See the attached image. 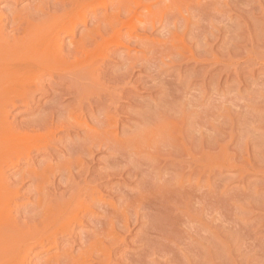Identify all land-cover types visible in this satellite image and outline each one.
I'll use <instances>...</instances> for the list:
<instances>
[{
	"label": "bare ground",
	"instance_id": "1",
	"mask_svg": "<svg viewBox=\"0 0 264 264\" xmlns=\"http://www.w3.org/2000/svg\"><path fill=\"white\" fill-rule=\"evenodd\" d=\"M37 1L38 2L40 1L39 2L40 4L37 5L36 4ZM46 1L47 0H45V2ZM120 1L115 2V0H68V1L67 0H54L53 2L50 3V0H48L47 3L49 2V4H47V3H44V0H34L33 2H36L34 4H36L37 6L32 5L33 4L32 2L31 4L32 12L30 10L31 13L27 11L28 12L27 14L25 12L24 13L25 15H22V12H18L19 10H16L14 8L9 11V9H11L10 7L7 10L9 11V13L7 11L5 12L6 14L8 13L7 15H3L4 12L2 14L0 13V103H2L3 100H5L4 103L0 104V264H118V261L120 260V258L114 259L113 257L112 259L113 253L117 251L119 248H121L122 246H124L123 244L125 242V239H127L126 235L131 234L129 233V231L132 229V228L130 229V226L132 224L134 225V224L139 223V221H142V220H139V217L142 213L146 214V212L149 211L148 210L149 206L152 204L150 201H153L154 203V200L153 199L151 200L150 196H153L151 192L156 193L155 191L156 189L154 190L153 188L154 191H151L152 190L151 188L150 190V189H146L145 188L146 186L145 187L140 186L141 184L142 185L144 184V180L147 176H145V178L143 177L144 175L140 176L141 170L137 171L134 168L132 169L131 166L129 165V164H132L133 158H139L142 151L145 152V153L143 152L144 157H145L147 155L145 150L148 148L151 150V146L148 143L150 142L149 138L151 139V134L154 133L151 131H153L154 129L151 130L149 128V130H146V132L149 131L150 134H145V132L144 134L139 132L140 133L139 136L133 135V133L131 134L128 127L126 129L125 126L124 127L121 126V123H120L121 118L119 117L120 116L119 114H122L124 111L122 110L120 103L123 102L124 100L130 101L131 98L134 97L136 93L135 91L140 86H143L145 82H147V81L144 82L143 78L139 77L140 75L138 76L136 75L137 68L145 69V67H149L151 69L152 66H153L152 68H154V66H156L157 64L156 63L155 65H151V64H154V62H160L161 65L163 63L166 64L165 62L167 61L165 60H170V57H173L174 59L172 58V60H170V62L168 61L167 64L171 65L170 67H172V65L179 66L180 69L178 68V70H181L182 69L181 66H184L186 63L188 64L190 61L192 62L198 61L195 59L196 54L193 51L194 43L192 44V40H191L192 38L190 40H187V36L189 34L191 35L192 34L191 32L195 29L194 27H196V24L191 23L192 16L202 15L204 13L203 6L206 3H203L202 1V4H204L202 6L203 9H200L201 6L200 8L198 7L199 9L196 8V6H195L196 9H192L191 7L186 8V7H189V5H192L188 3L189 5L187 6L186 5L187 0H154V1L149 0L152 4L154 2L155 5H158V7L159 6L161 7L159 8L160 14L159 12L157 13L155 12L154 14V11L152 9H155L157 6L154 7V5H152L154 7L153 8L152 6L149 5L150 7H147V8L145 7L139 8L135 6L137 5V3L134 2L135 5H132V2L130 0L131 3L125 1L127 3L126 5L131 4V6L133 7L131 6L127 7L125 3H121ZM140 1L144 2L145 0L143 1L140 0ZM146 1L149 3L148 0ZM146 1L144 3L148 4L146 3ZM185 1H186V3L184 4L185 7L180 6L181 3H184ZM200 1L201 0H198L196 3V1L194 0L196 5ZM12 2L13 4L14 3L16 4L18 3V0H13ZM136 2H138V0ZM141 2H139V4H142ZM97 5H100V6L97 7ZM256 5L257 4H255V6ZM33 6L34 7L36 6V7L34 8ZM206 7L207 6H205V8ZM26 9L27 7H25V10ZM207 9H209V7ZM17 13L18 15L21 14L22 16L21 15L18 16ZM156 14H159V17L158 15L156 16ZM148 17L150 19L151 18L154 19V21H150V22L148 21L149 22L148 23L145 20V22H141V20H144L143 18L148 19ZM157 17L159 18L158 20H157ZM204 17H206V15L203 16V18ZM3 18L6 21L4 25L2 24V21H4ZM155 19L157 20L156 23H155ZM201 19L198 20V22L201 21ZM134 20H138L140 23L137 24V22L135 21L136 22L135 23ZM6 26H8V29H9L7 34L4 33V30L6 31L7 29ZM156 27H158V32H156L157 30L155 31ZM207 30L208 28L206 29V31ZM154 32L156 33L155 35H153L154 37L159 35L157 36V40H156L157 44L147 43L148 42L147 37L143 38L142 36H148V35L150 36ZM199 34H196V35H199ZM195 38L193 39L195 40ZM217 38L219 41L220 34H217ZM208 39H211V38H208ZM196 40H199V39H196ZM213 40L215 41L216 39H213ZM151 41H154V40H151ZM220 42L223 43V41H220ZM144 43L147 44V47L149 44V49L152 46L153 48L151 50L145 48V46H143ZM208 46L210 47V45ZM121 49L123 50L121 51ZM195 49H198V48L196 47ZM197 52H199V50H197L196 53ZM201 54H204V53H201ZM215 55H217V53ZM199 56L200 55H198V57ZM166 57L167 59H165ZM199 58L202 59L201 56ZM116 59L118 60V61H115L117 63L112 64L111 61L116 60ZM162 59H164V61H162ZM51 61H52V65L54 64L55 61H58L64 65V72H63L61 68L62 65L60 66V64H54L56 67L57 65L60 66L57 68H61V71L63 72V73L61 72L62 74L61 76L55 78L54 75L51 76V74H49V76L44 77L43 70L46 69L44 67L47 63L49 62L51 63ZM167 64H166V67H167ZM157 66L159 67V68L157 67V69H160L161 66L158 64ZM163 68L165 67H162V69ZM150 69L148 70L151 72ZM170 69L172 68H169V70ZM143 72H145V70ZM156 72L157 70L154 73ZM167 72L169 71L167 70ZM173 73L174 72L172 71L171 74ZM152 74L147 75L146 78L149 77L150 79H153L154 78L153 76H155V74L153 75ZM156 75L158 76L157 79H159L158 73H156ZM141 76H144V75H141ZM160 78H162V76ZM166 78L168 77L166 76ZM145 80H149V79H145ZM52 81L55 82V84L52 85ZM46 82H50V85L52 88L49 87L50 89L49 88L44 89L43 85ZM152 82L151 84L154 83ZM187 82L189 81L187 80ZM155 83H158V82H155ZM156 85H155V88L157 87ZM160 85L162 86V84ZM18 86H19V89H24L23 92L27 91L29 93L26 97L28 99L27 102L23 101L24 103L20 104L16 102V100H14L13 98H10V97L15 96V95L13 96L12 94H13V91L16 90L15 88H17ZM246 88L248 89V87ZM147 90L149 89L147 88ZM27 92L25 94H27ZM15 93H17V95L22 94V92L18 94L17 91L14 92V94ZM36 94H39L41 96L40 99L42 97L44 98V97L50 96L49 98L50 101L48 102L43 101V105L41 106V108H38L39 95L37 96ZM35 95L38 98L35 99ZM24 97H21V98H24ZM252 99L253 98H251V100ZM262 103L260 105H262ZM19 106L23 107L19 110L20 111L19 115H27L31 117L23 119V120L18 118L17 120V114H13L12 116L11 112L13 111L14 113L15 110L18 111V109L20 108ZM142 111L140 110L138 112L136 111L137 117H135L137 119V123H139L140 125L144 124V122L147 121L145 119L146 116L141 114ZM146 114L148 115V113ZM221 114L223 113L221 112ZM20 117L22 118L23 116H20ZM155 117H157V115H155ZM160 117L161 116H159L160 122L157 125H159L161 121L163 120V118L161 120ZM173 117H176V116H173ZM222 118L223 117L221 116V119ZM166 119H167V116H166ZM169 119H170V116L166 120L167 123L169 122ZM176 119L178 120V118ZM226 120L227 118L225 119V122ZM149 122H150V119H149ZM241 123H244V122H241ZM139 124H137L138 128H139L138 126ZM146 124H144V126ZM145 127L147 128L148 125ZM145 127L144 129H146ZM169 127H170L169 125L166 126L165 127L166 130L168 132L170 131L171 133L175 131L174 133H177V137L172 135L174 133L170 134L167 132L168 133V134L166 133L167 136L170 135L168 137L166 136V139H168L166 140L168 141V148L167 146L161 148L162 146L160 147V145L162 143H160V145L158 144L160 147V150L167 148L164 152L165 154L163 153V151H162L163 154H161L160 153L161 151L158 149L157 155L154 154L155 155V163L153 162L154 166L151 167L149 165L152 169L147 167L148 169H151V171L147 172L149 179L150 180L154 179L155 183L159 182L157 189L158 188L160 190L163 189V184H165V182L163 183V180L168 179V178H164V176L168 177L167 174L171 171L173 173L174 172L173 170L175 169L176 165L178 167L181 166L180 167L181 171L178 170V173L180 172V174L178 178L176 176L175 179L174 177L173 179L170 177V179L174 181L177 179V181H179L180 180L179 178H181L182 180L183 178L184 180L186 178L187 182L188 180L191 179L192 175L196 176L197 174L199 176H196V177L197 178L199 177L200 180L202 181V177H205L204 174H206L205 172L207 170V167H209L210 164H213L215 166L217 165L218 167H221V168L225 166H235L240 170L241 174L247 173L250 170L254 171V173L256 172V170L261 171L259 169L253 168L255 165L254 162H256L254 160L256 159H258L256 163L258 165H256L255 168H257V166L259 167V165L260 167L264 166V164L263 166L261 165L262 161L260 164L261 159L259 157L257 158V156L263 155L262 153H264V151L260 153L261 150L260 152L257 150L260 153L259 155H257L255 154L257 153V151L255 150L254 152L253 146L251 147L252 148L251 150L253 153L250 150H249V153L251 152V155L255 154L253 156L256 158V159L253 158L254 165L252 166L251 164L252 157L250 160V158L248 157L249 154L247 153V151L245 152L242 151L244 149V146L243 148H241V150L238 149L239 151L235 150V148L236 147L238 148V146L242 147L239 139H237L236 137L235 138L237 140V144L240 143V145L238 144L237 146V144L234 141L236 145H233L232 147L234 148L236 146L234 148L236 153L235 151H233L234 154L228 153L229 151H231V150H228L229 148L228 146L230 144L229 145L227 144L225 145L224 143L220 144L222 143L220 142L222 140L223 142H225L224 140L225 137H223V134L221 133L219 134L220 136L222 135L223 138L218 137L219 136L218 133H217L218 136L216 134V131L220 129V127L216 129L215 131L211 129V132L213 130L214 131L213 134L215 133L217 138L222 139V140L217 139L218 143L215 142L217 143L216 145L214 143L215 147L212 146L213 149L210 148L211 151L207 147L208 146L207 143L205 144L206 147L204 145L202 146V144L204 143L200 145L201 141L200 143H197L200 145V146L198 145L199 146L198 149L196 148L198 151H193L191 149L193 146H192V143H190V137L188 136L189 134L187 135L189 137L188 139L189 141H188L187 140L188 137L183 135L184 131H182V129H180L179 127L177 128L176 127L169 128ZM227 128L225 127V129ZM134 129H135V126H134ZM227 131L225 130L226 133ZM165 132L166 131L162 133H165ZM229 132L230 131H228V133ZM71 133H76V134H71ZM166 134H164V136ZM225 134L224 136H227V134L226 135ZM229 135H230V140H233L234 136L232 135V132H230ZM157 137H154V140ZM163 137L161 136V139H163ZM228 138L226 137V139L228 140V143H230L231 141L229 142ZM241 139H242V136H241ZM38 142H40V146L35 148V150L34 149L29 150L28 148L29 144L30 145L34 143L37 144ZM155 142L157 141H154V143ZM211 142L213 144V141ZM147 144L149 145V147H147ZM162 145H165V144L163 143ZM32 146L33 145H31V148ZM143 146L144 147L146 146L147 148L146 147L144 148ZM157 147H156V150H157ZM152 148L155 149V147H152ZM149 149H148V152H149ZM262 150H264V148ZM59 152H61L62 154L61 155L58 154ZM143 153L141 155H143ZM153 153H156V151ZM100 154H102V156ZM150 154L149 156L151 158ZM98 155H100L101 157H97ZM153 160L154 159L152 157L151 161ZM235 160L236 161L238 160L239 164L238 162L237 163L235 162L236 163L235 165L234 163ZM146 163H145V166H146ZM148 164H151V163H148ZM177 166L175 170H177ZM172 173L171 175L174 176L175 173L173 174ZM178 173L176 172V174ZM195 176L192 177V179L195 178ZM118 178L119 180L126 183L127 185H132V190H130L129 192H124L123 190L122 192L121 191L122 189H125V191H127L126 189H128V188H125L126 184H122V183L120 186L115 185L116 187L113 188L110 185V183L113 184L112 181ZM174 181H171L172 182L171 185L174 184ZM248 181L251 182V180H248ZM189 183L187 184L188 187L190 185ZM201 184H203V181L201 182ZM260 184H261V181H260ZM154 185L156 184H153V186ZM166 185L168 187L169 184L167 183ZM187 185L185 184L186 188H188ZM211 185H214V184H211ZM150 186H151V183H150ZM174 186H177V185H174ZM180 187L184 188L183 185ZM177 188L178 187H176V189ZM165 189L166 191L171 190L172 187H170V189H167L165 187ZM166 191L164 193H166ZM172 191L174 192L175 190L173 189ZM181 191H183V189ZM106 193H108L107 195L111 194V195H114V197L116 196L115 202L114 201L108 202V200L104 198V196H106ZM160 193H157V197L159 195L161 197L162 193L161 194ZM169 193L171 192L169 191ZM175 193H174V196H177ZM185 193H182V195ZM194 193L196 194L197 192L195 191ZM178 194L179 196H181L180 195L181 193H178ZM166 195L168 196V194ZM22 196H25L26 201L24 202L19 201V198ZM170 196H171L169 197L170 199L174 197L172 194ZM196 197H197V194H196ZM252 197H254V195ZM169 198H168V201H169ZM157 199H159V197ZM176 199L180 200V198H176ZM197 200H198V197H197ZM161 201L164 202L162 199ZM171 202L172 200L169 203ZM195 202H196V199H195ZM169 203L167 207L169 206ZM154 204L152 205L154 206ZM163 205H165V203ZM173 205L175 204L173 203ZM175 206H172L173 209ZM196 207H199V206H196ZM151 208L152 207H150V211H151ZM177 208L174 211H177L178 210ZM156 209H153V210L155 211ZM173 209L171 208V211H173ZM204 209H206V207ZM163 210L171 212L169 210H166V206L165 208L163 206ZM187 211L189 212V208ZM203 211L202 209H199L200 213ZM178 214L180 215V212H178ZM145 217H147V215ZM166 217L168 216L166 215ZM202 217L203 216H201L200 218ZM141 218L143 219V217ZM164 218L165 217H163V219ZM187 218H189L188 220L192 219L188 216ZM204 219L206 220V218ZM200 220L194 226L196 228L198 224V228H202L203 230V226L199 227ZM167 221H168V218H167ZM176 221L178 222V219ZM205 222L206 221H204L203 223ZM151 225H156V224L152 223ZM185 225L186 224L184 223L183 227H185ZM137 226L140 227V225H137ZM172 227H176V226H172ZM141 229H142V226L140 227V230ZM149 230H150V227H149ZM154 230L155 228L153 229V231ZM176 230L178 231V229ZM145 232H147V230ZM136 234L134 235L137 236ZM149 234L151 235L150 232ZM179 235H178V238L182 236L180 235L179 237ZM200 236H203V234H201ZM148 237L150 239L152 238V235ZM141 238H143V236ZM213 240H214V237H213ZM203 242L205 243L204 239H203ZM126 243H128V241ZM140 244L138 243L139 246ZM145 244L146 243H144V245ZM205 244H207V242ZM163 248L165 249V247ZM215 250H217V248ZM122 252H125V251H122ZM138 253L140 254L139 251ZM147 255H149V253ZM31 256H34V258L36 257L39 258L40 261L33 262V260L35 259L33 257L31 259ZM114 256L116 257V252ZM117 256L120 257V255L118 254ZM202 256L203 255H201V257ZM135 257H137V255ZM167 258H169V256ZM194 258L196 257L194 256ZM139 259H140V255H139ZM127 261L129 262L128 259ZM130 262L132 263V261Z\"/></svg>",
	"mask_w": 264,
	"mask_h": 264
},
{
	"label": "rangeland",
	"instance_id": "2",
	"mask_svg": "<svg viewBox=\"0 0 264 264\" xmlns=\"http://www.w3.org/2000/svg\"><path fill=\"white\" fill-rule=\"evenodd\" d=\"M12 1L13 0H0V13L1 14L4 12L3 15H7L9 13V11L14 8L16 10H19L18 12H22V15H25L24 13L26 12V14H27L28 13L27 11L30 12V10H31V12H32V5L40 4L39 3L40 1L39 2L37 1V3H36V2H33L34 0H18V3H16V4L15 3L13 4ZM47 1L45 2V0H44V3H47ZM53 1L54 0H50V3L53 2ZM118 1H120V0H115V2H118ZM125 1L126 2H130V0H124V1L121 0L120 2L121 3H125V5H126L127 3ZM136 1L135 0H131L132 5H135L134 4V2H135V3H137V5H135V6H137L139 8H143V7L147 8V7H150L152 5H154V7H156V6L158 7V5H155L154 2H153V4L150 2L152 0H150V1L148 0L150 4L146 0L145 1L148 4H145L144 3L145 1L144 2H141L140 0H138V2H136ZM190 1H192V2H190ZM195 1L197 3L198 0H195ZM202 1H203V3H206V4L205 5L202 4ZM24 2H26V3H24ZM32 2H33V4H32ZM139 2H141L142 4L144 3L145 5L144 4L143 5L139 4ZM242 2H243V4H242ZM34 3H36V4H34ZM185 3H186V1L184 3H181L180 6L185 7V5H184ZM188 3L192 4V5H189ZM193 3H194V5H193ZM196 3L194 2V0H187L186 5L187 6L189 5V7H186V8H190L191 7L192 9H196L198 7L200 8V6H201L200 9H203V7H204L203 11L206 14L203 13L200 16L194 15L195 18H194V16H192L191 23L196 24V27H194L195 29L193 28L194 30L191 32L193 35L191 34L192 35L191 36L189 34L187 36V40H190L192 38L191 39L192 40V44L194 43V45H193V49L194 50L193 51L196 54V58L195 59L198 60L199 63H198V61H193V62L190 61L188 64L184 63L185 65L183 64L184 66H181L182 69L178 70V68L180 69L179 66H173L172 65V67H170L171 65L167 64L168 61L170 62V60H172V58H173V57H170V60H165V61H167V62H165L167 64V67H166V64L163 63L164 65L163 64L161 65L160 62H154V64H151V65H155L157 63L158 65L161 66L160 67L161 70L157 69V67H158L157 64H156V66H154V68H152L153 66L152 67L150 66L151 69L149 67H145V69L144 68H137V71H136L137 73L135 72L136 75L137 76L140 75L139 77L143 78L144 82L147 81L143 85L145 87L140 86L139 87L140 90L138 88L135 91L136 93H135L134 97L131 98L130 101L124 100L123 102L120 103L121 107H122V110L125 112V113L121 112L122 114H119L120 115L119 117L121 118L120 119L121 120L120 121L121 126H123V127L125 126L126 129L128 127L129 131L131 132V134L133 133V135H138L139 136L140 133L144 134V132H145V134H150L149 131H147L148 133L146 132V130H149V128L151 130L152 129L155 130V131L154 130L153 131L150 130L151 132H154V133L151 134V139L149 138L150 142L148 143L151 146V150L149 148H148L149 152H148V149L145 150L146 154H147L145 156L146 158L144 157V153L145 152L142 151L141 154L143 152L144 153H143V155L140 154V156H139L140 160H139V158H133L132 159V164H129V165L131 166L132 169L134 168L137 171L141 170L140 171L141 172L140 176L144 175L143 176L144 178H145V176L148 177L147 172L151 171V169H152L151 167L154 166L153 162L155 163V155H157L158 149L160 150L161 146H162L161 148L166 147V146L168 148V141H166L168 139H166V136H167L168 133L172 134V133L175 132L174 131V132L171 133L170 131L168 132L166 130L165 127L169 125L171 128L179 127L180 129H182V131H184V133H185V134L183 133V135H185V136H187L189 134L188 136L190 137V143H192V146L195 147V148H193L191 146L192 147L191 149L193 151H198L197 149L202 143H204V144H202V146L203 145L205 146V144L207 143V145H208L207 147L211 151L210 148H212V146H214V143L217 142V139H221L223 137H225L224 138L225 142H223V140L221 139L222 141H220V142H222V143H220V144H223V143L225 145L226 144L227 145L230 144L228 146L230 148L233 145L237 144V140H236V138H237V139H239L242 147L241 146L239 147L238 144L240 145V143H238L237 144L238 148L236 146H235L236 148L234 147L235 150L239 151L244 146V149L242 151L243 152L247 151V153L249 154L248 157L250 158V160H251V157H252V162L251 161L250 162H251L252 166L255 164L253 168L254 169H259L261 171L256 170V172L254 173V171L250 170L247 173L241 174L240 170L237 167H235V166H225V167L221 168V167H218L217 165L215 166L213 164H210L209 167H207V170L205 172L206 174H204L205 177H202L203 184H201L202 181L200 180V178L196 177V176H199L198 174L196 176L192 175V177L195 176V178L192 179V177H191V179H190L191 181L188 180V182L186 181V178H185V180H184V178H183V180L181 178H179L180 179L179 181H177V179L175 181L172 180L173 177H174V179L176 178V176L178 178V176L180 174V172L178 173V170L181 171V168H180L181 166L178 167L176 165L177 166V170H175L176 166H175V169L173 170L174 171L173 173H175L174 176L171 175V173H172V171H171V172H169L167 174L168 177L164 176V178H168L167 180L166 179L165 180L162 179L163 183L165 182V184H163V189L162 190H160L159 188L157 189V187L159 185L158 184L159 182L155 183L154 179L150 180L149 177L148 178L146 177L145 180H147V181L144 180V184L143 185L141 184L140 186H142V187L146 186L145 187L146 189H150L151 188L152 189V190L150 189L151 191H154L156 189L155 190L156 193L151 192L153 196H150L151 200L153 199L155 204L153 203V201H150L152 204H154V206L151 204L149 206V209H148L149 211H147L146 214L142 213L140 215L139 220H142V221L138 220L139 223L134 224V225L132 224L130 226V229L131 228L132 229L129 231V233H131V234H129V235L127 234L126 235L127 239H125V242L123 244L124 246H122L117 251H115L116 252V257L114 256L115 252L113 253L112 259L114 257V259L120 258V260H121V261L120 260L118 261V264H119V262H120V264H122V262H123V264H125V262H126V264H128V263L129 264H145V263L148 264V262H149V264H159V263L160 264H179V263L180 264H193V263L195 264L196 262H197L196 264H217V263L218 264L219 263L220 264H264V182H263L264 181V172H263L264 171V166H263V164H264L263 163L264 162V159H263L264 153H262V151H264V150H262L264 148L263 147V145H264V98H263L264 97V91H263L264 90V88H263L264 87V8H263L264 7V0H257V1L256 0H201L198 3L199 5L198 4L196 5ZM47 4H49V2ZM255 4H257V5L255 6ZM27 5H29V6H27ZM98 6H100V5H97V7ZM126 6L130 7L131 4L130 5L128 4ZM195 6H196V8H195ZM205 6H207V7L205 8ZM9 7L11 9H9ZM25 7H27L26 10H25ZM30 7H31V9H30ZM131 7H133V6H131ZM157 7L155 9H152L154 11V14H155V12L156 13L159 12V14H160V9L159 8H161V7L159 6L158 9H157ZM208 7H209V9H207ZM8 9H9V11H7ZM156 9H157V11H156ZM6 11L8 12L7 14L5 13ZM209 13H211V14H209ZM159 14H156V16L158 15V17H159ZM208 14H209V16H208ZM17 15H18V13H17ZM20 15H18V16H20ZM205 15H206V17L203 18V16H205ZM158 17H157V20L159 19ZM4 18H3L4 21H2L3 25L6 22ZM153 18H154V16H153ZM201 18H203V19H201ZM261 18H262V20H261ZM143 19L144 20H141V22H145V20L147 22L148 21L149 22L150 21H154V19L151 18L152 19L151 20L149 17H148V19H146V18H143ZM200 19H201V21H199L200 22L199 23L198 20H200ZM157 20L155 19V23L157 22ZM195 20H197V21H195ZM248 20H250L251 23ZM135 21L137 22V24L140 23L138 20H134V22ZM3 25H1V26H3ZM200 25L202 26V28H201ZM257 26H259V27H257ZM6 28L8 29V26H6ZM207 28H208V30L206 31ZM7 29H6V31L4 30V33H6V34L9 31V29L8 30ZM155 31L158 32V27H156ZM178 31H180V30H178ZM216 31L219 32V33H217ZM262 32H263V34H262ZM207 33H209V34H207ZM155 34L156 33L154 32L150 36L148 35V36H142V37L143 38L147 37V41H148L147 43H155V44H157L156 40H157V36H159V35L154 37L153 35H155ZM196 34H199V35H196ZM217 34H220L219 41H218V38H217ZM252 34H254V35H252ZM221 35H223V36H221ZM149 37L150 38L152 37V38L150 39ZM193 38H195V40ZM208 38H211V39H208ZM196 39H199V40H196ZM213 39H216V40L214 41ZM151 40H154V41H151ZM200 40L202 41V43H201ZM211 40H213V41H211ZM158 41H160V40H158ZM220 41H223L224 44L221 43ZM208 45H210V47ZM143 46H145V48L149 49V44H148V47H147V44H145V43H144ZM195 46L198 49H195L196 48ZM131 47H132V45H131ZM152 48H153V46L150 47L149 50H151ZM122 50L123 49H121V51ZM197 50H199V52L196 53ZM200 52L204 53V54H201ZM216 53H217V55H215ZM198 55H200L202 59H200L199 58L200 56L198 57ZM165 59H167V57ZM115 61H118V60L117 59L116 60H112L111 63L112 64L113 63L114 64L117 63ZM162 61H164V59H162ZM49 63H47L45 65V67H44V68H46V69H44L45 72L43 70L44 77L49 76V74H51V76L54 75L55 78L61 76L62 75L61 74V72H62L61 68H62V70L64 72V65L61 64L58 61H55L54 64H60V66L62 65L61 68H57V67H60V66L57 65V67H56L54 64L52 65V61H51L50 64ZM210 64L211 65L214 64V65L211 66ZM155 67H156V69H155ZM162 67H165V68L162 69ZM169 68H172L173 70L172 69L169 70ZM148 69H150L151 72ZM153 69L155 71L157 70L156 73H158L159 79H157L158 76L156 75V73H154L155 71ZM144 70H145V72H143ZM164 70H166V71H164ZM167 70L170 73L167 72ZM171 70L174 72L173 74H171L172 73ZM219 70H221V71H219ZM146 71H147V73H146ZM152 73L155 74V76H153L155 78V79L153 78L154 81H153V79H150L149 77L146 78L147 75L152 74ZM161 73L163 75H165V76H163ZM141 75H144V76H141ZM194 75H195V77H194ZM196 75H198V76H196ZM161 76H162V78H160ZM166 76L168 78H166ZM173 76H175L176 78L173 77ZM145 79H149V80H145ZM160 80H162V81H160ZM187 80L189 82H187ZM164 81H165V83H164ZM151 82L153 84H151ZM155 82H158V83H155ZM53 84H55V82L52 81V85ZM150 84H151L152 88H151ZM160 84H162V86ZM155 85L157 86L156 88H155ZM146 86H147V88L149 90H147ZM49 87L52 88L51 85H50V82L44 83V85H43L44 89H48ZM246 87H248V89ZM15 89L16 90L13 91L12 95L13 96L15 95L16 97L14 96V97H10V98H13L14 100H16V102H18L20 104L24 103V102H27L28 99L26 97H27V95L29 93L26 91L27 94H25L26 92H23L24 89H19V86L17 88H15ZM20 90H22V91H20ZM254 90H255V92H254ZM16 91L18 92V94L20 92H22V94H19V95H17V93L14 94V92H16ZM36 95L38 96L39 94H36ZM36 95H35V99L38 98ZM19 96H21V97L25 96V97L21 98ZM260 96H262V97H260ZM40 97L41 96L39 95L38 108H41V106L43 105V101L44 102L45 101L46 102L50 101V99H49L50 96L44 97V98L42 97L41 99H40ZM249 97H250V99H249ZM245 98H247V99H245ZM251 98H253V99L251 100ZM4 101L5 100H3L2 103H4ZM256 101L258 103L260 102L259 105H258V103ZM2 103H0V104H2ZM40 103H41V105H40ZM261 103H262V105H260ZM252 104H254V105H252ZM19 107L20 108L18 109V111L15 110L14 113H13V111L11 112L12 116H13V114H17V120H18V118L23 120V119L31 117V116H27V115H19V112H20L19 110L21 108H23L22 106H19ZM214 108H216V109H214ZM142 109H143V111H142ZM139 110L142 111L141 114L146 116V117L145 116L144 117H145V119L147 121H145L144 124L148 123V124L145 125V126L148 125L147 128L144 126V124L140 125L139 123H137V119L135 117H137L136 116V114H137L136 111L138 112ZM177 111H179V112H177ZM211 111H212L213 114L211 113ZM221 112L223 114H221ZM146 113H148V115ZM149 114H150V116H149ZM230 114H232V115H230ZM155 115H157V117H155ZM165 115L167 116V119L170 116V119H169L168 123L166 121L167 119H166ZM20 116H23V117L21 118ZM159 116H161L160 117L161 120L163 118V120L160 123L161 125L159 124L160 127H159V125H157L160 122ZM173 116H176V117H173ZM221 116L223 117L222 119H221ZM225 117L227 118L226 122H225V119H226ZM176 118H178V120ZM212 118H214V119H212ZM149 119H150V122H149ZM179 119H180V121H179ZM219 119L221 120V122H220ZM244 119H246V120H244ZM163 121H165L167 124L165 122H163ZM213 121H214V123H213ZM216 122H217L218 125L216 124ZM239 122H240V124L242 126L239 124ZM241 122H244V123H241ZM259 122H260V124H259ZM137 124H139L138 125L139 128L137 127ZM154 124H156V125H154ZM162 124L165 125V126H163ZM229 124L230 125L232 124L233 126L231 125V127H230ZM261 124H263V125H261ZM134 126H135V129H134ZM150 126L153 127V128H151ZM144 127L146 129H144ZM219 127H220V129H218ZM225 127L226 128L230 127L229 128L230 130L228 128L227 129H228V131L232 132V135L234 136L233 140H230V135H229L230 132L228 133V131H227V129H225ZM222 128H223V130H222ZM250 128H252V129H250ZM132 129H133V131H132ZM211 129H213L214 131L216 129H218L216 131V134L217 133L218 134L221 133V134H223V137H222V135L220 136V134H219V136H218V134H217L218 137H221V138H217L216 134L215 133L213 134L214 131L212 130V132H211ZM224 129L227 131L228 134L225 132ZM136 130H137V132H136ZM161 130H163V131H161ZM186 130H188V131H186ZM221 130H222V132H221ZM158 131L160 133H162L164 131H166V132L160 134ZM243 132H245V133H243ZM225 133L227 134V136H224ZM71 134H76V133H71ZM156 134H157L158 137L156 136ZM164 134H166V135L164 136ZM174 134H172V135L177 137V133H174ZM208 134H209V136H208ZM141 136H143V135H141ZM161 136L162 137L164 136L163 137L164 140L161 139ZM168 136H170V135H168ZM200 136H201V138H200ZM241 136H242V139H241ZM154 137H157L158 139L155 138V140H154ZM189 137L187 138V140L189 139ZM208 137H210V138H208ZM226 137L227 138L229 137L228 139H229V142L231 141L230 143H228V140L226 139ZM238 137H240V138H238ZM191 138H193V139H191ZM185 140H186V138H185ZM226 140H227V142H226ZM154 141H157L158 143L157 142L154 143ZM200 141H201V143H200ZM211 141H213V144H212ZM234 141H235L236 144L234 143ZM241 141H243V142H241ZM160 143H162V144L164 143L165 145H162V144L160 145ZM197 143H200V145L197 144ZM217 143H215V145ZM148 144H147V147H149ZM158 144L160 145V147H159ZM31 145H33L32 148H31ZM31 145L29 144V146H28L29 150H33V149L35 150V148L40 146V142H38L37 144L36 143L31 144ZM252 146H253L254 152H255V150L256 151L258 150L259 152L261 150L260 153H262L263 155L257 156V158L259 157L261 159L260 160V164H261V161H262L261 165L263 167H260V165H259V167L257 166V168H255V166L258 165V164H256L258 159H256L253 155H255V154L259 155L260 153L257 151V153L251 155V152H252V150H251L252 148L251 147ZM152 147H155V149L152 148ZM156 147H157V150H156ZM246 147H248L249 149L246 148ZM254 147H255V149H254ZM144 148H143V150H144ZM229 148H228V150H231V151H229L228 153L234 154V152H233V151H235L234 148L233 147L230 148V149ZM166 149L160 150L161 151L160 153L163 154ZM249 150L251 151L250 153H249ZM155 151H156V153H153ZM162 151H163V153H162ZM236 151H235V153H236ZM58 154L61 155L62 153L59 152ZM149 154L151 155V158H150ZM100 155L102 156V154H100ZM100 155H98L97 157H101ZM152 155H154V156H152ZM147 156H148L149 159L147 158ZM152 157L154 159L153 161H151ZM253 158L256 159V160H254ZM144 159H146V160H144ZM142 160H143V162H142ZM253 160L256 161V162H254V164H253ZM235 162L236 163L238 162V164H239L238 160L237 161L235 160L234 163ZM129 163H131V162H129ZM138 163H140V164H138ZM145 163H146V166H145ZM148 163H151V164H148ZM236 163H235V165H236ZM258 163H259V161H258ZM147 167L151 168V169H148ZM145 168L147 169V171H146ZM176 172L178 174H176ZM247 176H248V178H247ZM170 177L172 179H170ZM203 178H205V179H203ZM194 179L197 180V181H195ZM198 180L200 181V183H199ZM248 180H251V182L248 181ZM171 181H174V184H172L173 186L177 185V186H174L175 188L171 185V183H172ZM204 181H205V183H204ZM260 181H261V184H260ZM112 182H113V184L110 183V185L113 188H115L117 185L120 186L121 183L122 184H126V183L122 182L121 180H119V178L116 179V180H113ZM166 182L169 184L168 187L166 185L167 184ZM116 183H118V184H116ZM150 183H151V186H150ZM178 183L180 184V186L183 185L185 190H184V188H181ZM188 183L190 184L189 187L187 185ZM145 184H147V185H145ZM153 184H156V185L153 186ZM185 184L187 185V187L189 189L186 188ZM192 184H193V186H192ZM211 184H214V185H211ZM133 185H135V184H133ZM255 185H257V186H255ZM125 186H126L125 188H128V189H126L127 191H125V189H122L121 190L122 192H123V190H124V192H129L130 190H132V185H127L126 184ZM164 186L167 189H170V187H172V189L166 191ZM176 187H178L180 191L178 190V188L176 189ZM153 188H154V190H153ZM173 189L175 190L174 192L172 191ZM182 189H183V191H181ZM164 190L166 191V193H164L165 192ZM219 190H220V192H219ZM159 191L160 192L162 191L161 192L162 194ZM169 191L171 193H169ZM195 191L197 192L196 194H197L198 200H197L196 194L194 193ZM185 192L187 193V195H186ZM157 193L161 194V197H160V195L158 196L159 199H157L158 198L157 197ZM174 193L178 197L174 196ZM178 193H181L180 194L181 196H179ZM182 193H185V194H183L184 196L182 195ZM188 193H189V195H188ZM107 194L108 193H106V196H104V198H106L108 200V202H110V201L111 202L112 201L115 202V200H116L115 197L116 196L114 197V195H111V194L107 195ZM166 194H168V196ZM171 194L174 196V197L172 196L173 197L172 199L169 198V197H171L170 196ZM164 195H165V197H164ZM253 195H254V197H252ZM154 197H155V199H154ZM168 198H169V201H168ZM176 198H180V200L179 199L177 200ZM161 199L164 202H162ZM166 199H167L168 203L171 200L173 202L176 199L173 203L175 205L176 204L177 205L175 206L171 202V203H169V206L167 207L168 203H167ZM195 199H196V202H195ZM19 201L20 202L26 201L25 196L20 197ZM177 201H178V203H177ZM181 201H182V203H181ZM158 202H159V204L161 203L160 206H162V207L159 206ZM198 202H200V203H198ZM164 203H165V205H163ZM204 205H205L206 209H204L205 208ZM163 206H164V208L166 206V210H169V211H171V208L173 209L172 206H175L176 208L178 207L177 208L178 210L174 211L176 209L174 207L173 211L168 212V211L163 210ZM196 206H199V207H196ZM150 207H152L151 211H150ZM188 208H189V212L187 211ZM153 209H156L157 211L156 210L154 211ZM199 209H202V211L204 209V211H203L204 213L203 212L200 213ZM160 212H161V214H160ZM164 212H166L167 214L164 213ZM178 212H180V215L178 214ZM168 213H169L170 216L168 215ZM154 214H156V215L158 214L157 215L158 217L156 215H154ZM196 214H198V215H196ZM146 215H147V217H145ZM152 215H153V217H152ZM166 215L168 217H166ZM187 216L192 218V219L188 220L189 218H187ZM197 216L199 218L201 216H203L202 218H200L202 220H200ZM141 217H143V219ZM163 217H165V218L163 219ZM167 218H168V221H167ZM169 218H170V220H169ZM204 218H206V220ZM177 219H178V222L176 221ZM203 219H204V221H206L205 223H203L204 222ZM149 220H150V222H149ZM156 220H158V221H156ZM174 220L176 221V223H175ZM199 220H200L199 227L203 226V230H202V228H198V224H197L196 228L194 226V225H196V223H198ZM168 222H170V223H168ZM150 223L151 224L155 223L156 225H151ZM184 223L187 226L185 225V227H183ZM175 224H177V225H175ZM192 224H193V226H192ZM137 225H140V227L142 226V229L140 230V227L137 226ZM143 225H145V226H143ZM170 225L176 226V227H172ZM144 227H145V229H144ZM149 227H150V230H149ZM157 227H159V228H157ZM167 227H168V229H167ZM151 228H152V230H151ZM154 228H155V230L153 231ZM204 228H205V230H204ZM213 228H215V229H213ZM158 229H159V231H158ZM176 229H178V231ZM146 230H147V232H145ZM156 231H157V233H156ZM149 232L152 235V238H150V239L148 237V236H151L149 234ZM152 232H154V233H152ZM218 232H220V233H218ZM143 233H144V235H143ZM176 233H177V235H176ZM134 234H136L137 236H135ZM179 234L182 235V236L180 237ZM201 234H203L204 237L200 236ZM178 235H179L180 238H178ZM142 236H143V238H141ZM144 236H146V237H144ZM154 237H156V238H154ZM168 237H169V239H168ZM213 237H214V240H213ZM134 238H136V239H134ZM181 238L182 239L184 238V239L182 240ZM129 239L131 240V242H130ZM203 239H204L205 243L207 242V244H205L203 242ZM132 240L135 243L137 242L136 245H135V243L132 242ZM136 240H138L139 242L136 241ZM143 240H144V242H143ZM178 240H179L180 243L178 242ZM218 240L221 241V242H219ZM127 241H128V243H126ZM151 241H152V243H151ZM209 241H210V243H209ZM142 242H143V244H142ZM216 242H217V244H216ZM138 243L139 244L141 243L140 246L138 245ZM144 243H146V244L144 245ZM169 243L172 246H170ZM189 244H190V246H189ZM196 244L197 245L199 244L198 245L199 247ZM219 244H220V246H219ZM209 246H211V247H209ZM139 247H141V248H139ZM163 247H165V249ZM212 247H214V248H212ZM216 248H217V250H215ZM143 250H144V252H143ZM200 250H201V252H200ZM122 251H125V252H122ZM138 251L140 252V254L138 253ZM155 251H157V252H155ZM147 252L149 253V255H147L148 254ZM150 253H152V254H150ZM117 254L120 255V257L117 256ZM136 255H137V257H135ZM139 255H140V259H139ZM201 255H203V256L201 257ZM214 255H216V256H214ZM34 256H31V259H32V257L34 258ZM168 256H169V258H167ZM194 256L196 258H194ZM214 257H216L217 260ZM199 258H201V259H199ZM34 259L35 260H33V262L40 261V259L37 258V257L34 258ZM127 259L129 260V262L127 261ZM142 260H143V262H142ZM144 260H145V262H144ZM215 260H216V262H215ZM218 260H220V261H218ZM130 261H132V263ZM138 261L141 262V263H139Z\"/></svg>",
	"mask_w": 264,
	"mask_h": 264
}]
</instances>
